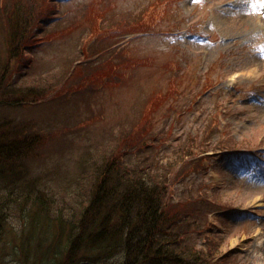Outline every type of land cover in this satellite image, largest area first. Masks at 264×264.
Listing matches in <instances>:
<instances>
[{
  "label": "rangeland",
  "instance_id": "rangeland-1",
  "mask_svg": "<svg viewBox=\"0 0 264 264\" xmlns=\"http://www.w3.org/2000/svg\"><path fill=\"white\" fill-rule=\"evenodd\" d=\"M20 1L34 29L55 36L34 47L30 61L22 49L9 83L29 70L38 75L24 77L28 83L41 76L47 89L55 87L81 52L91 58L81 63L80 78L101 72L82 83L84 94L71 80L52 101L0 108L1 117L26 125L27 181L67 208L109 157L132 169H159L172 182L171 201L185 205L196 246L213 249L212 264H264V0H47L44 7L42 0ZM15 2L0 0V12ZM30 4H38L36 12ZM49 8L56 14L44 19ZM104 11L114 13L112 23ZM147 22L148 29H136ZM36 130L50 138L32 145ZM3 209L0 243L13 241L19 256L14 234L25 217L18 205ZM16 258L8 254L2 264Z\"/></svg>",
  "mask_w": 264,
  "mask_h": 264
},
{
  "label": "trees",
  "instance_id": "trees-1",
  "mask_svg": "<svg viewBox=\"0 0 264 264\" xmlns=\"http://www.w3.org/2000/svg\"><path fill=\"white\" fill-rule=\"evenodd\" d=\"M15 3L5 14L0 12L6 48V56L0 67L1 110L6 112L20 106L30 107L28 104L42 99L52 101L65 89L66 92L70 90L67 84L71 80L76 82V94H84L81 90H85L86 85L82 83L92 84L101 75V72H97L80 78L83 72L81 63L91 58L85 52L80 53L79 63L71 65V73L55 87L47 89L44 85L49 82L41 76L28 83L24 77L38 75L29 70H25L19 80L14 79L9 83L12 73L16 71L14 60L23 56V50L26 53L23 59L27 57L30 61L32 49L50 42L55 36L53 30L34 29L31 12H27L23 1L16 0ZM42 3V7L48 6L47 0H42ZM30 5L36 12L38 4ZM1 8L3 5L0 4ZM46 12L44 19L56 14L50 8ZM105 12L102 18L112 23L114 13L107 17ZM167 15L168 12L160 14L161 20ZM43 20L38 23L42 25ZM146 25L149 22L138 25L136 29L141 27L146 30L149 28ZM124 32L119 29L118 33ZM37 33L47 35L38 37ZM24 63L27 65L26 61ZM90 76H95V81ZM75 103L80 105L78 101ZM84 106L90 108L87 101ZM1 116L0 241L1 223L7 221L5 206L18 205L26 221L14 234L19 256L15 253L16 246H10L13 241H3L0 243V264L4 263L8 254L17 257L16 264H212L213 249L209 247L205 251L196 246L187 223V212L183 209L185 205L171 201L172 182L159 169L155 171L145 165L132 169L131 165L123 164L118 156L109 157L101 168L92 171L84 196L80 194L82 196L75 198L73 206L65 208L56 202L57 198L52 193L46 189L41 193L39 187H34L36 180H32L33 183L27 181L21 166L30 148L29 134L24 128L26 125L19 121L13 123L12 119ZM52 133L56 136L59 134L55 131ZM38 134L36 130L30 138H37L32 143L34 146L47 135L50 138L48 133L42 137ZM142 134L143 131H139L140 146L145 145ZM131 145L132 142L127 147ZM9 247L11 253L5 250Z\"/></svg>",
  "mask_w": 264,
  "mask_h": 264
}]
</instances>
